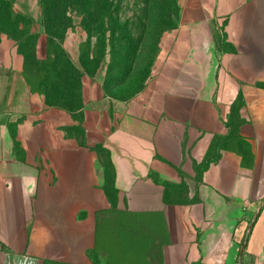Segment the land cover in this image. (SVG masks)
I'll list each match as a JSON object with an SVG mask.
<instances>
[{
	"label": "crops",
	"instance_id": "1",
	"mask_svg": "<svg viewBox=\"0 0 264 264\" xmlns=\"http://www.w3.org/2000/svg\"><path fill=\"white\" fill-rule=\"evenodd\" d=\"M179 6L142 94L111 111L102 86H88V148L13 113L12 96L32 92L16 43L0 38V264L86 263L97 238L120 243L124 225L145 253L158 245L160 264H264V0ZM239 95L242 148L227 125ZM218 136L220 158L199 174ZM97 146L110 155L112 202ZM111 206L114 230L98 218Z\"/></svg>",
	"mask_w": 264,
	"mask_h": 264
},
{
	"label": "rangeland",
	"instance_id": "2",
	"mask_svg": "<svg viewBox=\"0 0 264 264\" xmlns=\"http://www.w3.org/2000/svg\"><path fill=\"white\" fill-rule=\"evenodd\" d=\"M0 2V7L3 9L6 8L7 4H11L14 15L21 14L33 18L32 31L41 35V43H38L36 53L33 50L32 54L25 56L21 54L16 40L6 32L1 31V29L0 38L6 36L16 43L18 52L24 57V66L30 64L36 67L35 65L42 64L49 68L55 67L58 69L56 72L58 71L59 78L62 77L61 79H64L65 83L60 85L61 89L56 88L58 91H64L63 95H59L61 96L60 102L54 101L51 103V100H56V91H50L52 98L49 99V95L47 96L40 91H33L27 79V76H30L33 84H39L40 81H46L43 80L45 77L40 78L33 72L27 74V71H24L23 77L32 93H28L27 98H22V100H17L15 99L16 96H12L10 103L12 104V110H14L13 113L25 111L22 114V119H44L45 124L43 123V127L46 128L44 131L52 133L55 136V142L58 141L57 134L64 133L73 139L77 148L89 147L86 143L84 128V110L87 107L85 96L88 86H102L104 94L110 102L109 108L111 111H114L118 104L133 101L147 88L165 41L179 25L180 19L179 0H114L116 4L114 19L116 21L118 19L119 25L126 28L110 30L107 36L110 39L113 33L117 31L114 33L115 37L120 36V39L114 41V44L123 53L126 49L125 35L123 34L130 32L134 39V45L139 48L133 59L125 60L124 55H121V58H124L122 59V67L115 71L112 69L114 57L110 53L113 42L109 43L108 37V45H104L103 42L97 44V40L93 38L88 47V58L86 61H82V49L88 40V34L81 26V18L77 16L76 12L69 14V16H72L73 22L61 39L62 48L68 56L67 61L48 54V52L46 53V35L43 33L45 30L42 25L43 14L39 0H0ZM3 13H5V17L10 16L8 11L0 10V15ZM5 22L0 20V28L6 25ZM20 25V28L24 27L22 23ZM71 65L76 66L83 73L81 87L77 90L74 81L70 79L69 66ZM87 68L89 72L85 71ZM2 76L0 72V84H2ZM17 83L19 82L12 81L11 87L14 88ZM72 89L76 90L73 94L70 92ZM16 101H20V104ZM65 118H69V124L62 123L63 120H66ZM16 127L17 125L13 124L12 129L15 135L17 134ZM39 128L41 127L39 126ZM43 142L44 147L47 149H50V144L53 143L49 144V141L46 140H43ZM231 145L242 148L237 136L232 138ZM91 149L95 150L97 155L94 163L95 167L98 170L102 169V189L105 192L103 193L109 201H115L117 192L113 186V167L109 152L101 146L92 147ZM104 211L98 214V218L102 220L103 226H111L114 230L115 223L111 221L115 215L114 208L111 206L110 209ZM124 229V237L120 243L118 240L116 243V238H108L107 243H102L101 239L97 238L95 245L86 254L89 260L86 263L80 262L77 264H160L158 245H156L155 253H145L143 249L146 240L142 237L132 236L130 234L131 229L125 227V225ZM39 264L73 263L44 259Z\"/></svg>",
	"mask_w": 264,
	"mask_h": 264
},
{
	"label": "trees",
	"instance_id": "3",
	"mask_svg": "<svg viewBox=\"0 0 264 264\" xmlns=\"http://www.w3.org/2000/svg\"><path fill=\"white\" fill-rule=\"evenodd\" d=\"M39 4L43 14L42 25L45 30L43 33L46 35V53L48 52V54L55 55V57H60L63 60L68 61V56L62 48L61 39L65 35L68 28L72 25L73 19L72 16H69L71 12H76L77 16L81 18L80 24L88 34V40L83 45L82 49V61H86L88 58V47L93 38L97 40V44L103 42L104 45H108L107 33L110 30L114 31L115 29L119 30L121 28H126L125 26L119 25L118 19L117 21L114 19V14L116 13V4L114 3V0H39ZM6 8L3 9L0 7L1 11H8L10 14L9 17H5V13L0 15V20L3 22L6 21V25L0 28L1 31L6 32L14 40H16L21 54L28 56L33 53V50L36 53L38 43H41V35L32 31L33 18H28L21 14L14 15L11 4H7ZM21 23L24 27L20 28ZM116 32L117 31L114 33ZM114 33L110 39L109 37L108 39L110 41L109 43L113 42L110 51L111 55L114 57L112 69L118 71L121 69L123 64L122 59H124L121 58V55H124L125 60L133 59L134 55H137L139 48L134 45V39L131 36V33L123 32V35H125L126 49L125 52L122 53L114 44V41L120 39V36L116 38ZM48 48H50V50H48ZM35 66L36 67H34V65L26 64L24 71H27V74L33 72L36 76H40V78L45 77L43 80L46 81H40L38 82L39 84H33L31 81L32 78L27 76L33 91H40L47 96L49 95V99L52 98L50 93L56 91V100H51L50 102H60L59 100L61 99V96L59 95H63L64 91H58L56 88L61 89L60 85L65 83L64 79H61L62 77L59 78L60 76H58V71L56 72L58 69L55 67L49 68L42 64ZM69 68L71 74L70 79L74 81L76 90L80 89L83 73L74 65L69 66ZM85 71L89 72L88 68L85 69ZM76 90L72 89L70 92L73 94ZM243 104V97L239 95L237 100L232 104L229 121L227 123L230 135L232 138L237 136L239 144L242 147L245 145V142L240 138L239 130L245 123V119L241 116L240 112ZM226 140L227 137L223 136H218L214 139L204 161L197 164L199 174L207 169L212 162H216L220 158V150L224 147Z\"/></svg>",
	"mask_w": 264,
	"mask_h": 264
}]
</instances>
